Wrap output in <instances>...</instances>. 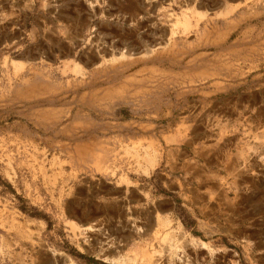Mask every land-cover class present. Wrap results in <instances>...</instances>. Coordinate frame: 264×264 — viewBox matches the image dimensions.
<instances>
[{
  "label": "rangeland",
  "instance_id": "374dc122",
  "mask_svg": "<svg viewBox=\"0 0 264 264\" xmlns=\"http://www.w3.org/2000/svg\"><path fill=\"white\" fill-rule=\"evenodd\" d=\"M112 256L264 264V0H0V264Z\"/></svg>",
  "mask_w": 264,
  "mask_h": 264
},
{
  "label": "bare ground",
  "instance_id": "6f19581e",
  "mask_svg": "<svg viewBox=\"0 0 264 264\" xmlns=\"http://www.w3.org/2000/svg\"><path fill=\"white\" fill-rule=\"evenodd\" d=\"M91 5V4H90ZM198 14V13H197ZM200 14V13H199ZM228 14H229V12H228ZM199 17V16H198ZM201 17V16H200ZM205 18V17H204ZM188 20V19H187ZM187 22V21H186ZM199 22H200V20H199ZM185 25V24H184ZM188 27H190V25L188 26ZM188 30V29H187ZM79 32V31H78ZM206 35V34H205ZM79 44V43H78ZM174 47V46H173ZM92 49H91V51L93 52V50H94V52L96 51H101V52H103V53H109L106 49H103V48H100V49H96L95 50V48H98V46L96 45V43H94L93 42V44H92V47H91ZM163 49V48H162ZM90 51V50H89ZM177 51V50H176ZM100 52V53H101ZM157 52V50H149V51H147L146 53H149V54H153L154 55V53H156ZM114 53V52H113ZM88 55V54H87ZM116 56V55H115ZM119 56V55H118ZM142 56V55H141ZM112 57V56H111ZM124 58H126V55L124 54V53H122L121 54V57L120 58H118V59H116V58H113L112 59V64H116L117 63V61H121V60H123ZM109 60V59H108ZM104 67V66H103ZM120 67V66H119ZM73 70H75V69H73ZM77 73H81V74H84L83 73V71H82V69H80V67L78 66L77 67V69L75 70ZM75 72V73H76ZM76 73V74H77ZM79 75V74H78ZM250 77V76H249ZM23 82V81H22ZM30 82V81H29ZM50 83V82H49ZM129 108V107H128ZM160 121V120H159ZM222 125V124H221ZM102 147V146H101ZM152 147V146H151ZM148 148V147H147ZM152 150V149H151ZM150 152V151H149ZM158 154V153H157ZM151 156V155H150ZM157 159H158V157H157V155H153V156H151L150 157V159H149V163L151 164V166L152 167H154L155 165H156V162H157ZM184 159V158H183ZM98 160V159H97ZM193 162V161H192ZM66 165V164H65ZM99 166H100V164H99ZM98 166V167H99ZM151 167V168H152ZM174 169V168H173ZM57 170V169H56ZM58 173V172H57ZM56 177V176H55ZM63 184V183H62ZM55 187V186H54ZM53 198V197H52ZM139 229V228H138ZM141 231V230H140ZM142 232V231H141ZM183 238L185 239V235H183ZM201 248H203V247H201ZM116 257V256H115ZM115 257H113L112 256V258H110V257H108L107 259L108 260H111V261H113V262H119V263H123V264H126L127 263V261H126V259L125 258H123V257H120L119 259H117V257L115 258ZM146 259H145V261H149V263H147V264H152V257H150V256H147V257H145ZM129 260V259H128ZM110 261V262H111Z\"/></svg>",
  "mask_w": 264,
  "mask_h": 264
},
{
  "label": "crops",
  "instance_id": "0c3cea01",
  "mask_svg": "<svg viewBox=\"0 0 264 264\" xmlns=\"http://www.w3.org/2000/svg\"><path fill=\"white\" fill-rule=\"evenodd\" d=\"M206 127V125H203V128H205ZM199 134H202L203 133V130L200 128L198 131H197ZM200 139H202V138H200ZM205 139V137H203V139L202 140H204ZM229 140V139H228ZM227 141V140H226ZM226 144V143H225Z\"/></svg>",
  "mask_w": 264,
  "mask_h": 264
}]
</instances>
